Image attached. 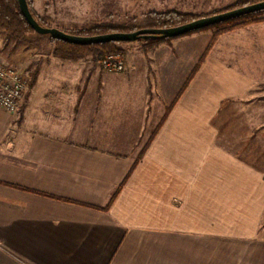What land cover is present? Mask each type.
<instances>
[{"label": "crops", "instance_id": "1", "mask_svg": "<svg viewBox=\"0 0 264 264\" xmlns=\"http://www.w3.org/2000/svg\"><path fill=\"white\" fill-rule=\"evenodd\" d=\"M204 31L118 72L52 53L0 107V264H264V21L219 36L123 183Z\"/></svg>", "mask_w": 264, "mask_h": 264}, {"label": "rangeland", "instance_id": "2", "mask_svg": "<svg viewBox=\"0 0 264 264\" xmlns=\"http://www.w3.org/2000/svg\"><path fill=\"white\" fill-rule=\"evenodd\" d=\"M235 2L236 0H30L31 8L40 21L45 22L46 25L66 31H73L95 23L107 22L115 24L130 22L131 20L133 22L135 18L142 19L146 13L151 11L176 9L181 12H191L201 17L209 16L234 9L232 6H234ZM225 26L227 25L223 24L202 30H206L204 32H212L213 38L217 32L223 31ZM244 26L241 25L238 28ZM228 31H224L221 34ZM153 46H147L143 41L120 44L124 59L127 52L131 49L140 50ZM54 50L55 44L49 35L34 32L15 37L0 30V57L24 71H29L31 80L37 72L38 64L54 53ZM81 58L96 67L101 66L96 57L88 55ZM253 101L264 104V83L253 93ZM257 132L264 134V128L257 130Z\"/></svg>", "mask_w": 264, "mask_h": 264}, {"label": "trees", "instance_id": "3", "mask_svg": "<svg viewBox=\"0 0 264 264\" xmlns=\"http://www.w3.org/2000/svg\"><path fill=\"white\" fill-rule=\"evenodd\" d=\"M263 0H236L234 8L242 7L245 5L253 4L256 2H260ZM29 8L34 15V17L44 26L46 25L45 22H42L38 19L36 16V13L31 8L30 0H27ZM203 16V15H202ZM201 16L197 14H193L191 12H181L176 9L166 10V11H151L146 13L142 19H134L130 22H123V23H95L87 25L83 28L75 29L73 31H66L71 34L75 35H84V36H92V35H98V34H105L110 32H132L143 28H168V27H174L178 26L187 22H190L194 19H197ZM264 21V10L246 14L243 16H240L238 18H234L225 22H221L215 25H212L210 27H217L219 25L226 24L223 31L217 32L213 38L211 39L210 43L208 44L205 52L199 59L198 63L193 68L192 72L190 73L187 81L181 88L180 92L176 96L174 102L171 106L167 107L166 112L157 125L156 129L153 131L150 139L146 143L145 147L143 148L141 154L135 161L131 171L126 176L123 183L128 179L130 173L134 169V167L137 165L141 157L143 156L144 152L146 151L147 147L149 146L152 139L155 137V135L158 133L160 128L163 126L164 122L166 121L172 107L175 105V103L178 101L184 90L188 87L191 80L194 78L196 73L199 71L202 63L206 59L207 55L209 54L210 50L213 48L214 43L216 42L218 36L228 30H233L235 28L240 27L241 25H247L254 22H260ZM208 27V28H210ZM207 29V28H204ZM0 30H3L7 32L11 36L15 37H21L28 33H34L35 30L32 28V26L28 23L26 18L24 17L19 0H0ZM202 30V29H200ZM198 31V30H197ZM192 33V32H190ZM187 33V34H190ZM186 35V34H185ZM51 37V36H50ZM55 44V50L54 53L58 54L64 58H71V59H79L81 57H85L88 55H91L93 57H96L98 61L101 60V58L107 54L115 53V52H123L122 48L120 47V44L122 43H128V42H108V43H96V44H89V45H82V44H74L70 42H66L64 40L60 39H54L51 37ZM171 38L162 37V36H152L148 38H141L136 41H143L145 45L147 46H153L157 45L163 41L170 40ZM36 74L33 75L31 85L34 83ZM123 184H121L116 192L112 195L111 200L109 202V205L114 201L116 198L118 192L120 191Z\"/></svg>", "mask_w": 264, "mask_h": 264}, {"label": "water", "instance_id": "4", "mask_svg": "<svg viewBox=\"0 0 264 264\" xmlns=\"http://www.w3.org/2000/svg\"><path fill=\"white\" fill-rule=\"evenodd\" d=\"M21 11L32 26L35 32L43 35H49L54 39L64 40L74 44H96L108 42H134L141 38L152 36H162L167 38H175L194 32L200 29L208 28L212 25L225 22L240 16L264 10V0L253 4L237 7L209 16L199 17L190 22L168 28H143L132 32H110L92 36L75 35L66 32L60 28L52 26H44L32 14L27 0H19Z\"/></svg>", "mask_w": 264, "mask_h": 264}, {"label": "built area", "instance_id": "5", "mask_svg": "<svg viewBox=\"0 0 264 264\" xmlns=\"http://www.w3.org/2000/svg\"><path fill=\"white\" fill-rule=\"evenodd\" d=\"M108 71H123L125 59L121 52L110 53L99 61ZM29 71H24L0 57V107L11 114H19L31 86Z\"/></svg>", "mask_w": 264, "mask_h": 264}]
</instances>
